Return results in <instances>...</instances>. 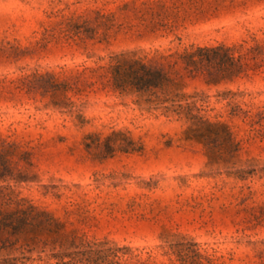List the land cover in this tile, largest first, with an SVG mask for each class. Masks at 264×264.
<instances>
[{"label":"rangeland","instance_id":"rangeland-1","mask_svg":"<svg viewBox=\"0 0 264 264\" xmlns=\"http://www.w3.org/2000/svg\"><path fill=\"white\" fill-rule=\"evenodd\" d=\"M121 56L171 102L116 90ZM0 164V263L264 264V0H0Z\"/></svg>","mask_w":264,"mask_h":264},{"label":"trees","instance_id":"trees-1","mask_svg":"<svg viewBox=\"0 0 264 264\" xmlns=\"http://www.w3.org/2000/svg\"><path fill=\"white\" fill-rule=\"evenodd\" d=\"M179 59L183 64V69L188 73L206 68L208 70L207 75L211 79L219 76L223 78L237 76L242 70L238 60L232 58L228 50L223 47H197L193 51H184L183 54L179 55ZM109 70L111 83L116 90L135 92L146 97L148 103L158 106L171 102L168 98L161 99L157 95V92L165 91L169 85L174 84L163 68L141 60H132L121 56L114 57ZM165 109L177 115L182 114L184 111L185 117L195 126L203 124L201 118L193 115L187 107L183 108L178 105L175 108L171 104L170 107H165ZM7 220V215L2 216L0 219V244H3L0 249H4V244L8 242V239L2 238L7 228ZM0 264H7V262Z\"/></svg>","mask_w":264,"mask_h":264}]
</instances>
